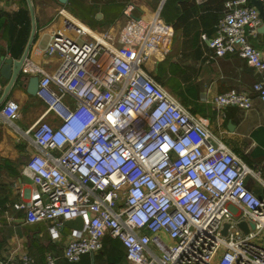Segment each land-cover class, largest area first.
<instances>
[{"label": "built area", "instance_id": "obj_1", "mask_svg": "<svg viewBox=\"0 0 264 264\" xmlns=\"http://www.w3.org/2000/svg\"><path fill=\"white\" fill-rule=\"evenodd\" d=\"M127 15L117 36L89 40L88 28L65 13V33L44 48L59 62L49 73L35 69L44 111L25 131L37 152L21 175L38 191L24 206L26 222L54 223L55 232L58 219L81 217L64 247L68 263L109 236L129 264H264V196L246 188L247 168L142 67L152 52H168L172 27L158 13ZM261 25L248 0H225L207 41L211 56L236 55L264 74V54L249 41ZM251 91L264 102L263 79ZM213 104L248 110L251 95L229 89ZM18 114L15 101L0 105L7 122Z\"/></svg>", "mask_w": 264, "mask_h": 264}, {"label": "crops", "instance_id": "obj_2", "mask_svg": "<svg viewBox=\"0 0 264 264\" xmlns=\"http://www.w3.org/2000/svg\"><path fill=\"white\" fill-rule=\"evenodd\" d=\"M224 1L0 0V54L14 63L24 57L0 104L10 99L19 106V116L12 123L0 116V264H45L49 254L56 257V264H129L122 244L109 236L103 238L100 250L68 263L63 251L71 229L62 226L64 219L56 221V233L51 230L54 223L30 224L25 219L24 206L38 193L21 175L28 157L37 152L25 131L44 111L36 96L26 93L25 85L30 76L36 75L35 69L49 73L58 65V57L46 55L44 48L53 35L65 33V13L88 28L89 40L103 32L117 36L128 20V11L133 17L158 13L173 29L171 43L164 55L152 52L143 69L180 106L204 121L209 132L247 168L246 188L264 196V102L251 91L255 82L264 80V74L236 55L214 58L208 48ZM249 41L264 54V33L258 32ZM7 82L0 77V97ZM229 89L249 92L251 108H216L214 97Z\"/></svg>", "mask_w": 264, "mask_h": 264}, {"label": "water", "instance_id": "obj_3", "mask_svg": "<svg viewBox=\"0 0 264 264\" xmlns=\"http://www.w3.org/2000/svg\"><path fill=\"white\" fill-rule=\"evenodd\" d=\"M59 1L62 3L66 2V0H59ZM251 4L256 8L259 17L264 20V11L259 0H251ZM29 9L30 12L32 13V9L30 6ZM258 32L264 33V23L258 28ZM23 58L24 57L19 59L17 63H14V61L11 58L4 57L3 55L0 54V77L8 81L0 97V104L6 97L11 85L13 84L15 77L19 72L20 66L22 65ZM37 85H38V76L37 75L30 76L25 85L26 93L28 95L35 96L37 91ZM62 226L68 227L71 230H81L83 227V220L79 216L75 217L74 219H66L62 222ZM238 227L241 228L245 233L248 230L245 222H239ZM226 228L227 225L225 224L222 230L223 234H225ZM251 228L253 229L254 226L251 225Z\"/></svg>", "mask_w": 264, "mask_h": 264}]
</instances>
